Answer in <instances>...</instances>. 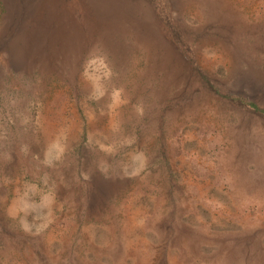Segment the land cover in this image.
<instances>
[{"label": "rangeland", "instance_id": "rangeland-1", "mask_svg": "<svg viewBox=\"0 0 264 264\" xmlns=\"http://www.w3.org/2000/svg\"><path fill=\"white\" fill-rule=\"evenodd\" d=\"M159 2L0 0V264H264V0Z\"/></svg>", "mask_w": 264, "mask_h": 264}, {"label": "trees", "instance_id": "trees-1", "mask_svg": "<svg viewBox=\"0 0 264 264\" xmlns=\"http://www.w3.org/2000/svg\"><path fill=\"white\" fill-rule=\"evenodd\" d=\"M152 1L160 17L168 24L171 23L168 11L161 6L159 0ZM92 2L93 0H34V7L31 6L28 10L30 15L28 29L32 31L40 29L37 35L44 34L45 41L49 39L52 45L59 46L68 32L82 29L87 22H89L85 27L87 30L92 23L105 26L117 13V6L122 0H99L95 6ZM6 6L7 4L1 1L4 12L7 11ZM99 7L103 8L102 13L98 10ZM108 11H110L109 14ZM2 12L0 21H4L5 18ZM109 15L112 16L109 17Z\"/></svg>", "mask_w": 264, "mask_h": 264}, {"label": "bare ground", "instance_id": "bare-ground-1", "mask_svg": "<svg viewBox=\"0 0 264 264\" xmlns=\"http://www.w3.org/2000/svg\"><path fill=\"white\" fill-rule=\"evenodd\" d=\"M25 7L22 5L21 6V10L18 12L17 16L20 15V17L18 18L16 24L17 29H19L21 27V24H24L23 19L25 18V16H22L25 13ZM55 28V27H54ZM29 60V59H28Z\"/></svg>", "mask_w": 264, "mask_h": 264}, {"label": "clouds", "instance_id": "clouds-1", "mask_svg": "<svg viewBox=\"0 0 264 264\" xmlns=\"http://www.w3.org/2000/svg\"><path fill=\"white\" fill-rule=\"evenodd\" d=\"M21 226H22V228H24L25 231H28L29 230V226H28L27 221H22Z\"/></svg>", "mask_w": 264, "mask_h": 264}]
</instances>
